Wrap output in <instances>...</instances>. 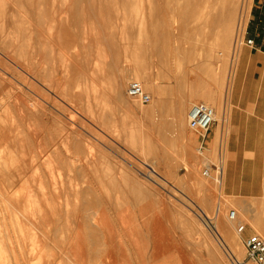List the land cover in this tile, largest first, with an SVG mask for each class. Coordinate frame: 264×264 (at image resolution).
<instances>
[{
  "label": "rangeland",
  "instance_id": "1",
  "mask_svg": "<svg viewBox=\"0 0 264 264\" xmlns=\"http://www.w3.org/2000/svg\"><path fill=\"white\" fill-rule=\"evenodd\" d=\"M253 2L0 0V264H79L80 226L89 264L109 240L116 264H256L229 217L222 117ZM196 102L216 110L207 160Z\"/></svg>",
  "mask_w": 264,
  "mask_h": 264
},
{
  "label": "crops",
  "instance_id": "2",
  "mask_svg": "<svg viewBox=\"0 0 264 264\" xmlns=\"http://www.w3.org/2000/svg\"><path fill=\"white\" fill-rule=\"evenodd\" d=\"M247 17L246 39H253L255 45L242 47L245 76L237 77L222 114L226 122L223 188L239 211L238 224L246 225L238 233L245 249L251 235L264 238V0H254Z\"/></svg>",
  "mask_w": 264,
  "mask_h": 264
},
{
  "label": "built area",
  "instance_id": "3",
  "mask_svg": "<svg viewBox=\"0 0 264 264\" xmlns=\"http://www.w3.org/2000/svg\"><path fill=\"white\" fill-rule=\"evenodd\" d=\"M248 43L254 45V40H249ZM128 94L142 103L151 101V95L145 91L141 82H132L129 86ZM216 119L215 109L205 102L194 103L188 114L189 127L200 137L199 145L197 146L198 155L206 160L208 154L207 137ZM212 165L209 162L205 164L203 175L210 176ZM214 170H218L216 166ZM219 174H222L221 169H219ZM229 217L232 222L238 221V214L235 210L230 211ZM245 227V224H238L237 232H243ZM245 244L247 257L256 264H264V238L259 234H253L246 240Z\"/></svg>",
  "mask_w": 264,
  "mask_h": 264
},
{
  "label": "bare ground",
  "instance_id": "4",
  "mask_svg": "<svg viewBox=\"0 0 264 264\" xmlns=\"http://www.w3.org/2000/svg\"><path fill=\"white\" fill-rule=\"evenodd\" d=\"M243 1V0H242ZM242 7V6H241ZM243 17V16H242ZM243 29V28H242ZM9 57H11V56H9ZM15 59V58H14ZM13 59V60H14ZM16 60V59H15ZM19 62V61H18ZM30 72V71H29ZM123 80V79H122ZM122 80H120V81H122ZM121 84H123V82L121 83ZM122 87H123V85H122ZM46 98V97H45ZM212 107V106H211ZM215 112H216V110H215ZM74 126V125H73ZM88 167V166H87ZM154 171H155V169L154 168H152ZM22 186H24V183H23V181L22 180H18L17 181V183H16V185L15 186H13V188H12V193H11V196L9 195V199L11 200V202L13 203V204H20V202H21V197H19L20 196V194L22 193ZM61 187V186H60ZM91 189V188H90ZM9 191V190H8ZM11 192V191H10ZM10 194V193H9ZM0 215H1V213H0ZM207 215V214H206ZM74 216V215H73ZM168 216V215H167ZM83 217V216H82ZM208 218H209V216H207ZM210 219V218H209ZM84 221V220H83ZM82 222V221H81ZM82 224H83V222H82ZM57 226V225H56ZM222 227V230H224V231H227L226 230V228H224L223 226H221ZM73 229V231H72V234H74L73 235V237H72V235H70L69 237H68V240H65L64 241V243H65V245L67 244V247H65L64 249H66V255L67 254H71L70 256H72V257H74L75 258V260H78V262H79V264H89V257H88V245H86V237L83 235V233H82V227L80 226V227H78V230L77 231H75V227L74 228H72ZM220 229V228H219ZM64 230V229H63ZM65 231V230H64ZM84 231V230H83ZM222 233V232H221ZM65 235H67V234H65ZM55 236H57V235H55ZM66 237V236H65ZM67 238V237H66ZM223 240L224 241H227L229 244H227V245H229L230 247H231V250L233 249L234 250V248H235V242L233 241L232 243H230V241H229V239L230 238H228L227 236H226V234H224L223 235ZM163 242V241H162ZM170 242V241H169ZM88 243V242H87ZM105 245H107V247H106V249L104 250V254H105V264H116V257H115V255L113 254V252L111 251L112 249H111V247H110V245H111V243H110V240L109 241H107L106 242V244ZM62 247V246H61ZM229 247V248H230ZM182 249V248H181ZM169 250H170V247H169ZM173 250H176V248L175 249H173ZM179 250V249H178ZM183 250V249H182ZM232 250V251H233ZM236 250V249H235ZM10 251V250H9ZM94 252V251H93ZM170 252V251H169ZM172 252V251H171ZM177 252V251H176ZM234 252V251H233ZM97 253L98 252H94V255H97ZM99 255V254H98ZM68 257H69V255H67ZM59 258V256H56L55 257V259L54 260H52L53 262H55L56 263V261H58L57 259ZM95 258V257H94ZM237 259H239V258H237ZM240 260V259H239ZM239 262V261H238ZM18 263V262H17ZM26 263H29V260H26V259H24V264H26ZM136 263V262H135ZM13 264H14V262H13ZM134 264V263H133ZM140 264V263H139Z\"/></svg>",
  "mask_w": 264,
  "mask_h": 264
}]
</instances>
